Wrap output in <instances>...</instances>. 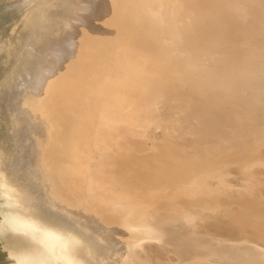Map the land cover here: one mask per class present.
<instances>
[{"label": "bare ground", "instance_id": "obj_1", "mask_svg": "<svg viewBox=\"0 0 264 264\" xmlns=\"http://www.w3.org/2000/svg\"><path fill=\"white\" fill-rule=\"evenodd\" d=\"M257 2L0 0V264H150L144 247L164 243L172 234L163 214L175 206L180 212H225L232 206L230 192L241 200L233 205L239 211L233 217L235 228L243 232L249 221L264 226V207H253L247 200L249 192L260 188L249 169L264 165L259 150L264 143V12ZM248 18L255 23L242 28L241 20ZM113 78L121 85L113 86ZM94 81L102 84L95 86ZM164 92L172 95L174 113L180 116L186 102L228 106L253 129L252 147L223 161L191 159L196 144L172 124L148 146L147 124L158 119L157 105ZM19 98L24 110L36 100L45 113H33L34 119L33 108L26 114L21 108L14 114L10 104ZM18 113L22 119L15 118ZM41 118L50 125L39 128ZM99 128L111 138L108 145L115 146L114 155L119 153L115 172L111 168L94 173L99 159L73 154L88 143V135H100ZM26 129L32 144L39 143L37 152L24 144ZM86 135L88 140L83 139ZM63 139L69 143L63 145ZM107 146L99 148L103 152ZM39 151L49 157L44 159L65 161V177L81 193L94 196L87 190L111 175L117 190L110 189V196L100 193L94 200L100 195L116 197L120 189L129 194L143 189L148 194L137 202L148 199L144 205L153 210L140 218L128 214L117 223L124 213L111 212L110 199L104 197L96 204L93 200L97 206L91 208H100V217L112 224L97 217L82 220V209L57 199L56 203V195L27 169L24 154L36 164ZM41 173L37 170L35 175ZM181 189L182 196L177 197ZM198 196L206 203H199ZM128 203L120 205L125 208ZM167 246L182 251L176 264H264L263 250L252 242L238 245L187 233Z\"/></svg>", "mask_w": 264, "mask_h": 264}, {"label": "rangeland", "instance_id": "obj_2", "mask_svg": "<svg viewBox=\"0 0 264 264\" xmlns=\"http://www.w3.org/2000/svg\"><path fill=\"white\" fill-rule=\"evenodd\" d=\"M257 3H258V7L264 12V0H258ZM15 69H17V66H15ZM56 69L59 70L62 68L56 66ZM73 69L70 68L69 70L73 71ZM86 70L88 71V69H86ZM86 70L84 69V71H86ZM74 71H75V69H74ZM137 71L140 72V71H142V69L139 68ZM95 79H96L95 81L98 82V78H95ZM113 80L115 82H113ZM16 81L17 80L14 79L13 83H15ZM95 81L93 82V85H95V86L98 84L99 85L102 84V83H95ZM111 83L115 84L113 86L118 87V85L119 86L121 85V80L118 82L117 78H113ZM12 84H10V85H12ZM141 87L142 86H138V90L142 89V90L146 91V94L148 95L147 90H145ZM143 92L141 95H143V94L145 95V92L144 93ZM165 92L162 93V95L160 97L161 104L157 105V111L159 114L158 119H152L147 124L146 130L148 132V140H147L148 146H150L153 141L160 140V138L162 136L160 134H162V131L163 130L168 131L169 130V124H172L174 126H179L183 129V131L186 133V136L184 139L189 138L192 141H194V143L196 144V148H195V151L192 152L191 159L197 158L198 160H201L203 162H207L211 158H216L219 161H223L229 157H232L233 155H235L237 153L246 152L252 147L253 142L251 141V137L254 135L253 129L244 126V124L241 123L232 114V112L230 111L228 106L215 105V104L210 103L209 101L186 102L180 108L181 109V112H180L181 116H180V115H176L174 113V108L176 106H174V103L172 102V100H173L172 95L166 94ZM84 96H86V95L83 94V96H79V97H80V99H82L81 97L84 98ZM18 100L19 101H17V99L13 100V101H11V104H10V107L15 110L14 114L19 112L18 110H20L23 107L22 98H19ZM16 101L18 103H20V104L22 103V104L19 106ZM14 104H16V105H14ZM30 104H32V105L34 104L33 106L31 105V107H30V108H33V110L30 108L28 110L27 109L24 110L25 108H22L24 111H22V109H21L20 113L24 112V114H26L28 111H30L29 113H31V110H32V114L37 112L36 114H38V116H41V114L45 110V109H43L44 107L42 106L39 108L38 101L36 102V100H32L30 102ZM162 104H164V105H162ZM14 106L16 108H14ZM17 107H19V108H17ZM35 108L37 109V111L34 110ZM40 110H43V111H41V113H40L39 112ZM121 111L128 112V111H124V109H121ZM121 111H119L118 114L122 113ZM129 111H131V109H129ZM20 113L15 115L16 119H22V117L18 116ZM34 116L35 115L33 114L32 117L35 119ZM37 122H38L37 125L39 128H44L46 125H50L43 118L39 119ZM99 129H101V128H99ZM101 130L100 131L98 130V132H100V135H99V133L98 134L92 133L93 135H88V137H91L90 140L93 138L91 140V143L89 142L90 140L86 141V142H88L87 144L84 143L83 146L79 147V149H78L79 153L75 151V152H73V154H78L79 156L85 157L86 159H93V158L99 159V162L101 164L100 165L94 164V167H93L94 173L95 172L96 173L101 172L102 170L111 169V168L115 172V167L117 165L116 158H117V155L119 153H117V155H114V153L111 151V149L115 146L108 145L110 143L111 138L108 137L107 135L105 137V135L102 134V133L105 134V130H104V132H103V130L102 131ZM27 131H28V129L25 130L24 135H23L24 140H26V141H24L25 142L24 144L25 145H33L32 147H34L35 152H37L38 149H40L39 143L33 140L34 143L32 144L31 140L28 139L29 136L27 135ZM96 135H98V136H96ZM101 135H102V137H101ZM96 138L101 143L97 142L98 144H96L95 142L98 141ZM105 138H108V141H107L108 143L106 142ZM83 139H87V135ZM103 139L105 140V142L107 144L103 141ZM63 141H62L63 145L66 144V142L69 143V141H66L64 139H63ZM89 143L91 145H89ZM100 144L102 146H100ZM96 146H97V148H96ZM105 146H107V148L105 151L102 152V150H100V148H103ZM73 148H76V147H73ZM98 150H100V151H98ZM126 150H127L126 152H128L130 149H126ZM176 150H177V147L176 148L174 147V151H176ZM259 150L261 152L262 159H264V143L261 144ZM80 152H81V155H80ZM41 154H42V151L41 152L39 151L37 154L38 159L41 160V161L38 160V162L36 163L37 166H36V164L31 162V160L28 158V156L26 154H24L25 159L26 160L28 159L27 169L29 168L28 170L31 173L32 177L37 182L41 183L48 193L50 192V193H53L56 195V198H54L56 203H58V201H60L62 203H67L70 206V208L79 207L80 209H82L81 215L84 216V217H82L83 218L82 220L89 221L90 219H87V218H94L95 219L97 217L96 219H98L99 221L101 218L102 222L112 224L111 222L107 221L103 217H100V214H101V212H99L101 210L100 208L92 209L93 207L97 206V205L95 206L96 202L98 203V201L99 202L102 201L101 198H104V197H106V201H108L109 199L111 200V201L109 200V202H111V204H112L110 206L111 212L114 211L115 214L116 213L118 214V212H119V214L124 213V215H121V216L118 214L120 217H119V220L117 221V223H122L125 220V218H127L126 216L128 214H129L128 217H130V218L131 217L133 218V216L135 218H140L141 216H143L144 214L149 212L148 209H151V211L153 210V208H151L149 206V204L144 205L145 202L144 203L143 202H137L140 200L144 201L146 196H147L146 194H148V193H146L145 190L143 191V189L139 193H138V191H133L132 194L131 193L129 194V192L126 193L122 189H120V193H117L118 196L115 195L116 197H113L114 195H112L111 198H109L108 196L102 197L103 195H107L108 191H110V189L117 190L116 188L114 189L111 185V182L109 179V178H111V175H108L105 177V179H106L105 182H103L101 184L98 183L94 186V188H91V190H87L88 192L96 193L94 196L81 193L80 188L78 187L77 184L73 183L71 180L68 181L66 179V177H65V164H66V162L65 161H64V163L60 160H58V161L56 160V162H54L55 160L50 161L51 159H44L46 156L44 155L42 157ZM40 156H41V158H40ZM46 158H49V157H46ZM53 163H54V165H53ZM41 164H42V166H41ZM44 164H46V165H44ZM50 164H52V165H50ZM46 167H48L47 168L48 171H47ZM251 167L252 168L249 169L248 173H250L252 175L251 179L253 180V183L258 182V184L260 185V188L258 189V191H255L253 193L249 192V193H251V197H250V195H248L249 194L248 193L247 194V200L251 202L253 207H255L256 205H257L256 207H258V206H260V204L264 207V165H259V166L251 165ZM36 168H38V169H36ZM100 169H102V170H100ZM122 169H124V168H122ZM37 170L40 173L41 172L42 173L35 175V172ZM125 170L126 169H124V171ZM238 172L239 171L234 172L235 175L232 176V182L234 184L236 183L235 181L237 180ZM248 173H246V174L248 175ZM215 180L217 181L219 179L216 178ZM215 190H217V189H215ZM261 190H263V192H261ZM178 191H179V189H178ZM123 192L125 194H123ZM142 192H144V194H142ZM147 192H148V190H147ZM182 192H183V190L181 189V192H177L176 196L181 197ZM100 193L103 194V195H100V197H101L100 200H99V197H97L98 199L96 198L97 201L94 200V198L97 195H99ZM217 193H219V194L223 193L224 194V192H220L218 190H217ZM231 193H233V194H231ZM120 194L124 195V196L122 195V197H121L123 199L121 201V203H123V201H125L127 203L129 201H132V202H130V204L128 203L130 206H128V207L125 206V208H124L123 206L120 205L121 204L120 203L121 199L119 196ZM234 194H236V193L230 192L227 194V196L229 195L228 197H230L229 200H231L230 204L232 206H231V208H228L225 212H215V214H214V213L202 211L200 209H195L193 211L191 210V211H187V212L186 211L180 212V210H182V209L177 208V206H175L176 208L173 207V208L169 209V214H167L168 212H166L165 214H163L164 215L163 217H164L165 221H167V223L170 226V229L172 232L171 237H169V239L165 240V242H164L165 244L164 243H158L157 244V243L152 242V243H149V247H144V251L148 254V258H146L147 262L150 264H164L166 262L176 264V262H178L180 260V256L182 254V251L178 250V249H172V248H170V246H167V244L172 243V241L177 239L179 237V235L181 236V235L187 234V233H191V235H197L201 239L217 240L219 242L220 241L221 242L228 241V242H231L232 244L235 243L238 245L249 244L250 242H252L254 247H257V248L263 250V252H264V226L259 227V226L254 225L253 222L249 221V222H246V224L248 223V225L250 224V226L244 225L243 228L240 227L242 230L245 229L243 232L241 230H238L237 228H235V223L233 222V217L236 214H238L239 211L237 209H235L234 208L235 206H233V205H237L239 202H241V200L239 199V196H237V194L236 195H234ZM255 194H256V196H255ZM133 195H134V197H132ZM140 195H144V196H141V198H140ZM194 195L196 196L198 194L195 193ZM194 195H192L193 196L192 198L195 197ZM125 196L127 198L129 196L130 199L124 200L123 197H125ZM176 196H174V198L179 199V198H176ZM112 197H113V200H112ZM117 197H119V199ZM200 197L198 196V199L200 198L201 200L199 199L200 200L199 201L197 199V201H199V203H202V205H203V203L205 204L206 201L202 202V200H204V199L202 196H200ZM256 197H258L259 199ZM107 198H108V200H107ZM255 198H256V200H255ZM116 199L119 201L120 204L118 203V201ZM93 200L95 203L94 205H93ZM253 200H255L254 203L252 202ZM112 201H113V203H112ZM149 201L150 200L147 199L146 203ZM134 203L136 205H133ZM138 204L142 205V207L141 206L139 207ZM118 205H120L121 207ZM134 206H135V208H134ZM116 207H118L119 209ZM121 208H122V210H120ZM126 208H127V210H126ZM143 208L144 209L147 208L146 212ZM87 209H90V212ZM124 210H125V212H124ZM164 211H166V210H164ZM125 213H126V215H125ZM94 215H95V217H94ZM123 216L125 218H123ZM228 216H229L230 220H229ZM230 221L233 223H231ZM246 227H247V229H246ZM257 231L259 232V235H257ZM250 233L252 234V236H250L251 235ZM248 234H250V235H248ZM254 243L257 244V246H255Z\"/></svg>", "mask_w": 264, "mask_h": 264}, {"label": "water", "instance_id": "obj_3", "mask_svg": "<svg viewBox=\"0 0 264 264\" xmlns=\"http://www.w3.org/2000/svg\"><path fill=\"white\" fill-rule=\"evenodd\" d=\"M254 8H256V7H254ZM254 23H255V21H253L252 19L248 18V19L241 20L240 24H241L242 28L246 29V28L252 26V24H254ZM162 105H164V104H162Z\"/></svg>", "mask_w": 264, "mask_h": 264}]
</instances>
